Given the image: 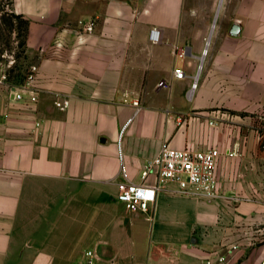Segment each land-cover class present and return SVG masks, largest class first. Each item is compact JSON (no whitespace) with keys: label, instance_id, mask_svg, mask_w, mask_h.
I'll return each instance as SVG.
<instances>
[{"label":"crops","instance_id":"0c3cea01","mask_svg":"<svg viewBox=\"0 0 264 264\" xmlns=\"http://www.w3.org/2000/svg\"><path fill=\"white\" fill-rule=\"evenodd\" d=\"M11 1L38 71L0 81V264H264V0ZM119 142L135 182L164 142L219 148L223 196L128 209Z\"/></svg>","mask_w":264,"mask_h":264},{"label":"built area","instance_id":"2783aa9c","mask_svg":"<svg viewBox=\"0 0 264 264\" xmlns=\"http://www.w3.org/2000/svg\"><path fill=\"white\" fill-rule=\"evenodd\" d=\"M94 21L84 25V30L92 32ZM149 39L152 43L157 44L162 41L161 29L153 27L150 30ZM176 55L185 58L188 55L187 48L179 45L174 46ZM15 60H10L9 64ZM38 67L31 65L22 88L31 89L36 81ZM176 79H184L186 71L182 67H175L173 71ZM0 81H7V74L1 75ZM161 81L159 85H163ZM197 87V81L192 83L189 95ZM17 99H22V93H16ZM34 99V98H33ZM135 106L139 101H133ZM55 105L59 110L65 111L70 106L69 99H58ZM0 116V123H1ZM2 136L0 135V141ZM119 157L121 164V178L117 182V200L124 203L128 209L139 212H148L156 204L158 194L161 191L179 193L184 195L198 196L207 199H216L223 194L219 190L217 168L221 152L217 147L196 149L186 147L182 149L171 147L167 142L161 146L159 153L149 159L142 170L141 181H132L125 170L121 154V145L118 143ZM229 154L235 153V150H228ZM154 175L155 183H147L148 178ZM174 184V188L170 185ZM237 246H234L236 248ZM87 264H96V253L94 250H87L85 253ZM214 255L206 260V264H220L225 260V256H219L214 260Z\"/></svg>","mask_w":264,"mask_h":264},{"label":"rangeland","instance_id":"374dc122","mask_svg":"<svg viewBox=\"0 0 264 264\" xmlns=\"http://www.w3.org/2000/svg\"><path fill=\"white\" fill-rule=\"evenodd\" d=\"M12 11L11 0H0V74L19 80L27 72L31 59L26 58L24 47L20 46L24 24L11 16ZM10 60L15 61L9 64Z\"/></svg>","mask_w":264,"mask_h":264},{"label":"trees","instance_id":"16d2710c","mask_svg":"<svg viewBox=\"0 0 264 264\" xmlns=\"http://www.w3.org/2000/svg\"><path fill=\"white\" fill-rule=\"evenodd\" d=\"M11 16L13 18L20 19V21L24 24V30H23L24 32L22 34L23 39L20 40V46L24 47L25 54L27 55V53H26V37H27L29 21L26 18H24L22 14L16 13L14 11L11 12ZM27 57H28V55L26 56V58ZM29 67H30V65H29ZM29 67H28V70H29ZM28 70H27V72L24 73V75L21 76V79H19V80H14L11 76L8 77L7 80L12 85H16V86L21 85L24 82V80L28 74ZM17 76H18V74H17Z\"/></svg>","mask_w":264,"mask_h":264},{"label":"bare ground","instance_id":"6f19581e","mask_svg":"<svg viewBox=\"0 0 264 264\" xmlns=\"http://www.w3.org/2000/svg\"><path fill=\"white\" fill-rule=\"evenodd\" d=\"M222 1H223V0H221L220 3H219L220 6H221V4H222ZM220 6H218V8H219ZM217 10H219V9H217ZM215 21H216V20H215ZM214 25H215V24H214ZM214 28H215V27H214Z\"/></svg>","mask_w":264,"mask_h":264}]
</instances>
